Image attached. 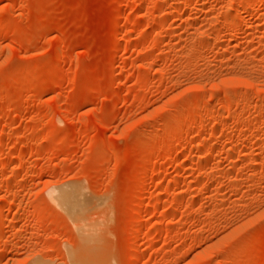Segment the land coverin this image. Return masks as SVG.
<instances>
[{"label":"rangeland","instance_id":"374dc122","mask_svg":"<svg viewBox=\"0 0 264 264\" xmlns=\"http://www.w3.org/2000/svg\"><path fill=\"white\" fill-rule=\"evenodd\" d=\"M0 264H264V0H0Z\"/></svg>","mask_w":264,"mask_h":264},{"label":"bare ground","instance_id":"6f19581e","mask_svg":"<svg viewBox=\"0 0 264 264\" xmlns=\"http://www.w3.org/2000/svg\"><path fill=\"white\" fill-rule=\"evenodd\" d=\"M70 197L68 195L60 194L59 201L63 206L70 207L72 204L69 203ZM69 199V200H68ZM88 239V238H87ZM76 258V256H75ZM80 262V260H78Z\"/></svg>","mask_w":264,"mask_h":264}]
</instances>
